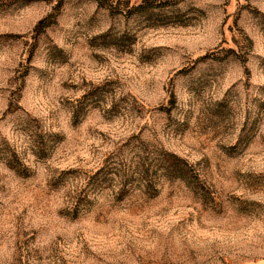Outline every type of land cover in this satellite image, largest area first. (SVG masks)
Segmentation results:
<instances>
[{
	"label": "rangeland",
	"instance_id": "1",
	"mask_svg": "<svg viewBox=\"0 0 264 264\" xmlns=\"http://www.w3.org/2000/svg\"><path fill=\"white\" fill-rule=\"evenodd\" d=\"M0 264H264V0H0Z\"/></svg>",
	"mask_w": 264,
	"mask_h": 264
}]
</instances>
